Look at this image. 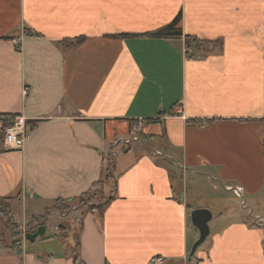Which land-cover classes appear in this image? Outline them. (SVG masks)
I'll return each instance as SVG.
<instances>
[{
    "label": "crops",
    "instance_id": "crops-1",
    "mask_svg": "<svg viewBox=\"0 0 264 264\" xmlns=\"http://www.w3.org/2000/svg\"><path fill=\"white\" fill-rule=\"evenodd\" d=\"M176 17L180 38L146 35ZM202 183L264 198V0H0V206L22 235L79 221L64 247L4 237L0 264H264V225L230 207L190 255Z\"/></svg>",
    "mask_w": 264,
    "mask_h": 264
},
{
    "label": "rangeland",
    "instance_id": "rangeland-1",
    "mask_svg": "<svg viewBox=\"0 0 264 264\" xmlns=\"http://www.w3.org/2000/svg\"><path fill=\"white\" fill-rule=\"evenodd\" d=\"M201 54L204 53V55L208 54L209 51H205V50H201L200 51ZM129 135H127V138L129 139ZM187 182L190 185H194L197 184L198 182H194L193 179H191L190 177L187 178ZM199 187H201V189L204 190L205 193L210 194V198L211 197H219L216 198L217 201L214 200L209 201L211 202L209 205L210 207V212L212 213V219L214 220V218L217 216V214H220L222 212V210H224L223 208L226 207H230L233 209L234 212H241L243 213L246 217H248V219H253L255 220L257 223H259L260 225H264V221L261 220V222L258 219H255V214H259V216H264V198H262L261 195L256 196L253 198V205H251V202H249L248 197H246V204H242V198H234L230 193L225 192L220 188L214 189L213 191L209 189L208 186H206L204 183L199 184ZM209 196V195H208ZM221 197V198H220ZM87 200V199H86ZM80 202V201H79ZM64 205V204H63ZM75 205H77L75 203ZM64 206H68L71 207L70 205H64ZM68 207H64L63 211H66V209H68ZM9 212L11 213V211L9 209H7L5 206H0V242L4 239V237H7V239L9 240V242H13L15 241V239L18 241L21 238L23 239L24 235H22V232H24L25 228L22 227V225L19 226V228H17V224H13L11 223V219L9 217ZM254 217V218H253ZM66 218L60 221V224L62 225V227L64 229H66V231L62 232V230L60 231H55L54 230V226L55 225H59L58 221L54 218V217H50L49 219H45V225H46V232H45V236H43V238L40 240V242H34L36 243H40L44 241V243H42L40 245V247H49L51 245H54V243H60L62 245V247H64V245H66L65 239H67L68 237L71 238L73 235H77L78 232V224H74V228L72 230V232L70 231V220ZM209 221V225H211V223L213 222V220ZM31 225L32 223H34L33 221H29ZM36 224L38 222H35ZM40 224H43V222H39ZM28 224H26L27 226ZM59 225V228H61ZM36 226V225H35ZM22 227V228H21ZM25 227V226H24ZM71 232V233H70ZM199 236V235H198ZM207 238L204 239V241L197 247L196 253L197 251L203 247V245H205V241ZM51 242H45V241H50ZM38 241V240H37ZM4 242V241H3ZM33 243V244H34ZM53 243V244H52ZM53 248V247H52ZM38 248L36 246L30 248L29 250L31 252H35V250H37ZM42 250V249H41ZM46 249H43L42 253H43V257H45V253H46ZM195 253V254H196Z\"/></svg>",
    "mask_w": 264,
    "mask_h": 264
},
{
    "label": "built area",
    "instance_id": "built-area-1",
    "mask_svg": "<svg viewBox=\"0 0 264 264\" xmlns=\"http://www.w3.org/2000/svg\"><path fill=\"white\" fill-rule=\"evenodd\" d=\"M137 127L132 126L131 131L133 133L132 140H137ZM27 124L26 119L22 115H16L12 117V121L6 124L2 128L1 141L3 146L9 150H22L27 139ZM230 190L236 197H242L241 187H231ZM57 229V227H55ZM149 264H166V259L163 256L155 255L149 258Z\"/></svg>",
    "mask_w": 264,
    "mask_h": 264
},
{
    "label": "trees",
    "instance_id": "trees-1",
    "mask_svg": "<svg viewBox=\"0 0 264 264\" xmlns=\"http://www.w3.org/2000/svg\"><path fill=\"white\" fill-rule=\"evenodd\" d=\"M178 21H179V17H176L170 24L165 25L159 29H156L155 31H151L149 33H146V35L152 36V37H160V38H180L181 37V31H180V28L177 27ZM184 41H185L186 45H190L191 43H193L196 49H200L202 47L213 48V46L218 44V40H216L214 42L213 41H207V40H200V39H197L196 37H192L190 35H185ZM11 121H12V119H9L6 121V123L9 124ZM94 186H96V184ZM92 196H94L93 193L86 192V193L82 194V196L79 197V201H83L86 199L89 201V200H91ZM90 209H91V207H90ZM43 218H44L43 215L36 216V217L33 216V217H31L30 221L39 222ZM77 224L79 226V221L77 222ZM16 244H17V240L13 241L10 244V247H12L14 249H18Z\"/></svg>",
    "mask_w": 264,
    "mask_h": 264
},
{
    "label": "water",
    "instance_id": "water-1",
    "mask_svg": "<svg viewBox=\"0 0 264 264\" xmlns=\"http://www.w3.org/2000/svg\"><path fill=\"white\" fill-rule=\"evenodd\" d=\"M191 223L198 230V238L193 243L190 251L192 255L195 249L204 241L209 234L208 222L212 218V213L206 208H196L190 212ZM45 231V225L40 224L34 230L27 231L24 233V238L30 242L34 241L35 237L40 236Z\"/></svg>",
    "mask_w": 264,
    "mask_h": 264
}]
</instances>
